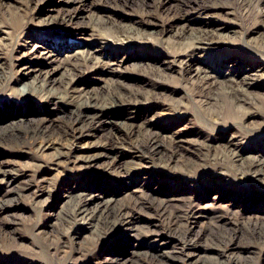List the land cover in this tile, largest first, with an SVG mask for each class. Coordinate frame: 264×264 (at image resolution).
I'll return each mask as SVG.
<instances>
[{
    "label": "rangeland",
    "instance_id": "1",
    "mask_svg": "<svg viewBox=\"0 0 264 264\" xmlns=\"http://www.w3.org/2000/svg\"><path fill=\"white\" fill-rule=\"evenodd\" d=\"M65 1L43 0L39 3L28 19L31 20L28 28L12 39L13 47L18 49L21 46L28 50L48 47L65 55H89L90 50L94 51L97 58H105L104 56L110 54L122 61L119 71L122 76L126 75V89L137 88L141 81L152 79L146 75L147 66L163 72V83L172 91L171 95L155 104L146 105L139 115L146 116L155 130L162 132L166 139L150 155L132 148L121 149L117 153V165L113 168H109L104 161L87 163L93 150L90 144L75 145L70 157L64 161H57L60 152L54 147L38 151L33 147L20 150L9 145L0 146V204L6 205L0 212V264H111L108 258L115 255V251L122 253V257L128 260L126 264H137L140 255L136 253L143 254L147 251L175 252L183 257L179 262L168 260L163 264H217L215 261L232 264V246L228 247V255L222 261L216 258L215 253L200 249L202 247L184 246L180 250L181 239L169 233L161 221L156 225L160 235L150 240L129 237V232L119 231L111 237H102L101 241H98L100 238L93 226L77 221L76 226L68 229L69 244L65 252L47 246L51 239L68 227L62 220L63 213L70 207L66 199L67 190H99L106 199L115 196L124 200L125 188L121 183V170L124 168H134L132 175L139 177L141 184L149 182L146 186H150L155 194H171L179 190L176 193L201 200L203 207L197 214V226L200 229L209 226V216L217 211L219 214L226 211L255 214L264 220V202L253 196L261 190L264 192V188L252 181L239 182L235 177L211 180L208 176L219 171L218 168H226V165L220 166L215 160L207 161L199 152L200 145L214 144L222 138L234 144L231 158L235 164L247 159L264 160L262 118H256V122L251 123L245 130L238 128L242 126L240 120H234L237 122L236 128L228 122L214 123L208 120L205 116L208 107L201 106L192 96L191 87L185 84L184 78L188 77V73L181 76L179 62H173L166 50L165 46L176 38L173 34L165 33L162 37L151 34L159 41L161 39V43L155 42L146 49L122 47L121 42L99 39L96 33L92 36L89 28L96 23L116 20L126 27L135 25L141 20L142 0H92L88 7H79L76 17L70 22L59 23L53 28L44 27L45 20L57 19L67 14ZM183 1L167 0L171 14L177 10L176 4ZM195 1L211 6L215 4L213 10L218 11L219 15L189 17L191 24L214 26L220 23L227 26L229 31L221 32L227 41L226 46L221 45L217 50L203 55L199 63L192 60L189 62L191 68L219 70L224 80H229L236 70L243 73L253 70L257 75L249 77L250 81L255 82L247 96L253 99L254 106L264 115V54L255 47L263 37L262 27L254 32L253 29L260 24L253 18L243 16L242 10L237 7L238 0ZM18 6L16 0H5L0 6L1 19L5 22L21 19ZM158 21L164 20L158 18ZM159 25L149 28L158 33ZM6 39H10L7 31L1 32L0 40ZM151 46L153 48L149 49ZM145 50L150 54H146ZM0 56L2 62L11 57L9 52ZM192 74L194 76L196 73L192 71ZM240 78L241 76L235 74L237 81ZM83 86L105 94L107 90L115 89L116 83L107 74L99 71L78 82L77 87ZM15 103L20 105V109H25L29 100L0 93V108H7ZM37 103L34 109L40 111L42 106L40 102ZM247 124L248 122L244 123ZM169 138L176 139L178 149L173 160L166 164L161 158L173 152L168 143ZM52 183H56L61 189L53 196L46 194ZM212 204H215L216 210L212 209ZM238 231L243 234L242 229ZM242 240L246 242L245 235ZM240 250V257L252 258L251 264H264V251L252 254L248 250Z\"/></svg>",
    "mask_w": 264,
    "mask_h": 264
},
{
    "label": "bare ground",
    "instance_id": "2",
    "mask_svg": "<svg viewBox=\"0 0 264 264\" xmlns=\"http://www.w3.org/2000/svg\"><path fill=\"white\" fill-rule=\"evenodd\" d=\"M16 1L19 3L18 13L21 19L5 22L0 15V33L7 31L10 36V39L0 40V54L9 52L11 56L4 62L0 56V93L27 99L29 106L26 104L25 109H20V105L15 103L13 106L0 108V146L9 145L20 150L33 147L38 151L54 147L60 152L57 161H64L70 157L75 145L90 144L93 150L87 163L104 161L109 168L117 165V153L121 149L132 148L146 155L156 152L166 138L162 132L155 130L146 116H140L139 113L146 105L155 104L171 95L172 91L163 83V72L147 66L146 75L152 79L141 81L137 88L126 89V75L122 76L119 71L122 61L110 54L105 58H97L94 51L90 50L89 55H65L48 47L28 50L19 46L15 49L12 39L28 28L32 11L43 0ZM3 2L5 0H0V6ZM91 2L92 0H66L67 14L57 19H47L43 26L53 28L59 23L70 22L76 17L79 7H88ZM141 5V20L135 25L126 27L112 20L90 26V33L92 36L96 33L99 39L121 42L122 47L144 49L155 42L161 43V39L159 41L151 34L159 37L165 33L173 34L176 38L165 46L166 50L173 62H179L181 76L188 73V77L184 78L185 84L191 87V94L197 102L208 107L205 115L208 120L214 123L228 122L235 128L237 122L234 120H240L242 126L238 128L245 130L256 122V118L261 117L264 125V115L254 106L253 99L247 96L255 82L250 81L249 77L257 75L253 70L247 73L236 70L229 80H224L219 70L191 68L189 62L196 60L199 63L203 55L227 44L223 38L224 33H221L229 31L227 26L220 23L214 26H194L190 23L189 17H218V11L213 10L215 4L211 6L200 1L184 0L183 3L176 4L177 10L172 14L167 0H142ZM237 7L242 10L245 18H253L260 24L253 29L254 32L262 27L263 37L259 44L255 43V47L264 54V0H238ZM158 18L164 21L160 22ZM158 25V33L149 28ZM152 48L153 46L149 49ZM145 53L150 54L148 50ZM99 71L116 83L115 89L107 90L104 94L91 87H77L79 81H84L88 75ZM192 71L196 73L194 76ZM235 74L241 76L240 81L235 79ZM37 102L42 106L40 111L34 109ZM245 122L248 124L244 125ZM168 141L173 152L161 158L166 164L173 160L178 149L175 138H169ZM233 148L232 141H224L222 138L214 144L200 145V155H204L207 161L215 160L220 166L226 165V168H218L219 171L208 177L218 181L235 177L239 182L252 181L264 188V160L247 159L235 164L231 158ZM133 171L134 168L121 170L124 200L115 196L106 199L99 190H67L66 199L70 207L63 213L62 220L68 227L51 239L47 246L65 252L69 244L68 229L76 226L77 221L93 226L100 238L98 241L119 231L129 232V237L150 240L160 235L156 225L161 221L169 233L181 239L180 250L184 246L202 247L200 249L215 253L216 258L221 260L226 258L228 247L232 246V264L252 263V258L240 257V249L252 254L264 251V220H261V216L248 213L244 215L242 212L236 214L235 211L219 214L217 211L209 216V226L200 229L197 226V214L203 207L201 200L176 193L179 190L157 195L150 186H146L149 182L141 184V179L132 175ZM56 191L59 193L61 189L56 183H52L46 194L53 196ZM263 194L261 190L253 196L264 202ZM5 208L6 205L1 203L0 212ZM216 208L212 204V209ZM239 229H242L243 234H239ZM244 235L246 242L242 240ZM115 253L108 258L109 263H127L128 260L122 257V253ZM136 254L140 255L137 264H163L168 260H183L182 255L175 252L147 251ZM215 263L224 264L219 261Z\"/></svg>",
    "mask_w": 264,
    "mask_h": 264
}]
</instances>
